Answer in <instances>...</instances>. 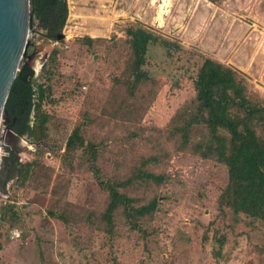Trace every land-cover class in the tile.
<instances>
[{
	"label": "rangeland",
	"instance_id": "1",
	"mask_svg": "<svg viewBox=\"0 0 264 264\" xmlns=\"http://www.w3.org/2000/svg\"><path fill=\"white\" fill-rule=\"evenodd\" d=\"M66 2L62 42L46 39L37 22L28 39L36 76L57 52L55 101L45 106L51 114L48 145L38 149L26 137L4 143L0 128V165L10 153L18 171L31 161L40 164L32 180L20 186L18 173L7 183L8 194H0V209L11 204L19 216L13 226L1 224L0 264H264V224L235 220L218 208L226 169L177 151L168 132L174 113L194 95L199 55L236 69L250 92L264 98V0ZM132 23L183 50L178 60L151 46L145 69L158 88L143 89L133 100L122 72L123 30ZM84 36L103 41L88 49L76 41ZM78 126L98 147L96 164L107 178L124 180L142 163L168 176L159 186L135 181L129 187L139 204L153 197L159 202L141 231L130 230L115 213L114 231L106 232V192L81 151L64 159L65 142Z\"/></svg>",
	"mask_w": 264,
	"mask_h": 264
},
{
	"label": "trees",
	"instance_id": "2",
	"mask_svg": "<svg viewBox=\"0 0 264 264\" xmlns=\"http://www.w3.org/2000/svg\"><path fill=\"white\" fill-rule=\"evenodd\" d=\"M67 16L66 0H30V29L37 22L45 38L52 42L64 40L62 31ZM123 31L127 52L122 72L126 76V95L133 100L143 95V89L158 88L157 81L145 69L149 48L158 45L168 56L178 54V60L183 50L177 42L166 40L138 23L129 24ZM76 41L90 49L103 39L84 36ZM30 54L27 52L21 60L5 102L4 119L9 130L26 137L39 149L47 146L49 140L51 114L45 106L55 101L52 80L58 72L57 52L49 55L38 76L33 69L34 59L29 60ZM199 56L201 62L191 77L194 95L174 113L168 132L176 141L177 151L210 160L226 169V184L218 199L222 213L227 209L235 220L264 224V98L250 92L236 69ZM76 151H81L80 158L107 194L101 220L108 235L114 231L115 213L121 214L130 230L141 231L142 224L157 212L159 202L153 197L139 204L130 196L129 187L135 181L159 186L168 176L145 170L146 164L142 163L124 180L107 178L96 164L98 147L84 140L79 126L65 142L64 159L68 160ZM39 167L35 161L20 167L18 184L23 186L32 180ZM18 220L15 206L10 204L0 209V227L7 222L13 226Z\"/></svg>",
	"mask_w": 264,
	"mask_h": 264
},
{
	"label": "water",
	"instance_id": "3",
	"mask_svg": "<svg viewBox=\"0 0 264 264\" xmlns=\"http://www.w3.org/2000/svg\"><path fill=\"white\" fill-rule=\"evenodd\" d=\"M30 0H0V128L6 125L4 106L9 91L18 72L21 60L26 56L29 46ZM60 37H63L62 35ZM34 54L29 57L31 60ZM1 139L12 143L20 139L7 127ZM1 145V144H0ZM5 157L2 156V161ZM0 165V194L7 195V172L11 164Z\"/></svg>",
	"mask_w": 264,
	"mask_h": 264
},
{
	"label": "flooded vegetation",
	"instance_id": "4",
	"mask_svg": "<svg viewBox=\"0 0 264 264\" xmlns=\"http://www.w3.org/2000/svg\"><path fill=\"white\" fill-rule=\"evenodd\" d=\"M35 54V51L31 54L33 55ZM30 55V56H31ZM4 128H6V125L4 126ZM5 157V160L2 162V169L1 171H3L4 167H6L8 165L7 161H10L11 164H10V168L7 172L8 176H7V183L16 177V175H18L19 171H18V161H17V158L14 154H7L4 156Z\"/></svg>",
	"mask_w": 264,
	"mask_h": 264
},
{
	"label": "clouds",
	"instance_id": "5",
	"mask_svg": "<svg viewBox=\"0 0 264 264\" xmlns=\"http://www.w3.org/2000/svg\"><path fill=\"white\" fill-rule=\"evenodd\" d=\"M0 154H2V150H0Z\"/></svg>",
	"mask_w": 264,
	"mask_h": 264
},
{
	"label": "bare ground",
	"instance_id": "6",
	"mask_svg": "<svg viewBox=\"0 0 264 264\" xmlns=\"http://www.w3.org/2000/svg\"><path fill=\"white\" fill-rule=\"evenodd\" d=\"M0 160H1V155H0ZM1 164V163H0Z\"/></svg>",
	"mask_w": 264,
	"mask_h": 264
}]
</instances>
